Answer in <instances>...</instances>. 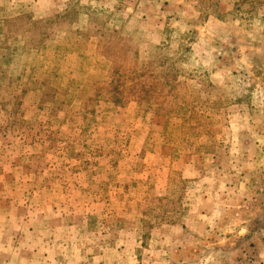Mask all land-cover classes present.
<instances>
[{
	"label": "rangeland",
	"instance_id": "rangeland-1",
	"mask_svg": "<svg viewBox=\"0 0 264 264\" xmlns=\"http://www.w3.org/2000/svg\"><path fill=\"white\" fill-rule=\"evenodd\" d=\"M0 264H264V0H0Z\"/></svg>",
	"mask_w": 264,
	"mask_h": 264
},
{
	"label": "trees",
	"instance_id": "trees-1",
	"mask_svg": "<svg viewBox=\"0 0 264 264\" xmlns=\"http://www.w3.org/2000/svg\"><path fill=\"white\" fill-rule=\"evenodd\" d=\"M113 66V65H112ZM111 65H110V68L112 67ZM110 73H111V69H110Z\"/></svg>",
	"mask_w": 264,
	"mask_h": 264
}]
</instances>
